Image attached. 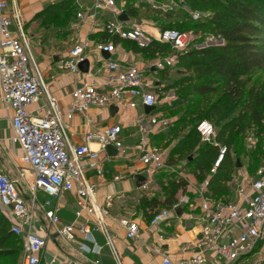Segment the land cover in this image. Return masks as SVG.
<instances>
[{
  "label": "built area",
  "instance_id": "obj_1",
  "mask_svg": "<svg viewBox=\"0 0 264 264\" xmlns=\"http://www.w3.org/2000/svg\"><path fill=\"white\" fill-rule=\"evenodd\" d=\"M130 4L153 10L167 9L160 5L159 0H94L93 22L99 10H117L120 6ZM8 10L7 1L0 0V105L13 112L11 141L22 151L19 172L30 192V199L24 197L16 181L0 171V208L11 224L12 234L22 242V264H40L47 246L48 237L33 230L34 223L37 222V207L41 208L45 220L51 226L60 227V236L70 243H77L75 223L62 225L60 207L53 203L66 192H74L76 195L75 217L76 220L83 221L79 231L94 245L93 249L81 245V250L100 253V247L92 236V232L97 231L104 235L107 245L118 258L110 229L111 222L115 220L111 213L114 196H106L101 203L98 197L99 185L94 178L105 177V160L110 157L103 158L102 153L107 147L112 146L119 151V155H126L121 138L123 129L121 126H113L103 131L86 133L84 143L77 145L70 135V122L76 115L87 117L92 108L128 106L135 109L140 104L144 107H157L154 82L135 66L124 67L109 59L106 64L108 90H103L95 83L81 84L72 90L71 103L62 108L45 83L20 12L15 9L13 15H10ZM190 15L194 21L209 17L198 11L190 12ZM77 17L80 20L85 18L83 13H78ZM14 25L15 31L12 30ZM104 32L109 37L135 43L141 51L154 48L155 44L166 47L156 51L151 61L150 67L155 70L175 65L178 55L200 38L197 32L178 29H160L157 34L152 35L141 24L126 28L119 21L108 22ZM207 38L222 39L221 35H209ZM87 46L85 43H76L63 60V68L79 76V66L86 60ZM97 48L102 52L115 51L113 42L108 45L100 44ZM42 97H46L48 108L41 116L35 117L29 111V106L39 102ZM139 124L149 135H158L169 127V122L161 120L157 114L140 119ZM197 134L201 144L218 152L210 173L215 175L225 163L230 150L220 142L215 125L208 120L198 124ZM92 143H97L99 149H93ZM174 145L175 142L164 150L144 146H138L135 150L146 167L154 172L168 171L185 184V193L170 208L155 213L149 220L150 226H161L184 206L195 207L196 203L192 201L191 195L199 201L203 223L193 245L195 253L177 264H262L264 259L251 261V258L259 243L264 240V164L259 167L253 179L243 177L240 180L237 175L231 180L235 200L217 199L210 191L211 177L205 178L198 185L190 180L192 174L187 169V164L170 163ZM147 178L150 179L151 176L148 175ZM122 179V176L113 178L114 181ZM140 188L145 190L148 186L142 184ZM38 193L48 197L42 204L38 201ZM116 222L129 240L140 238L141 226L135 213L120 216ZM164 264L174 263L164 255Z\"/></svg>",
  "mask_w": 264,
  "mask_h": 264
},
{
  "label": "crops",
  "instance_id": "obj_2",
  "mask_svg": "<svg viewBox=\"0 0 264 264\" xmlns=\"http://www.w3.org/2000/svg\"><path fill=\"white\" fill-rule=\"evenodd\" d=\"M9 7V14L13 15L14 10L20 12L25 30L29 35L33 54L38 62L46 85L52 96H54L62 108H66L71 103L72 90L81 84L95 83L103 90L107 91L108 71L106 64L109 59L118 62L124 67L135 66L144 71L146 76L154 82V69L150 67L151 75H148V63L152 61L147 58L130 41H124L117 37H109L104 32V27L108 22H121L126 28H131L134 24H141L152 35L157 34L161 29L154 22V10L146 6L127 5L118 7L117 10L103 9L98 11L95 22L92 19V9L94 0H74L77 5L75 20L77 24H72L71 29L76 37L77 43L87 44L85 50L88 65L80 70L79 76L70 73L63 68L71 45L63 46L59 40L62 32L67 30L55 27L44 22L43 16H38L46 11L51 5L58 4L66 0H6ZM83 13L85 18L78 19L77 14ZM47 18V17H46ZM46 25V26H45ZM46 27V28H45ZM53 27V28H51ZM51 28V29H50ZM43 29L44 31H41ZM16 30V26L12 27ZM70 33V36H74ZM66 41V40H63ZM74 43V40L72 41ZM114 43L115 51L112 53L98 50V45H108ZM151 59V60H150ZM151 66V65H150ZM48 108L46 97H42L37 103L29 106V111L35 117L43 114ZM157 107L147 113L146 107L138 105L135 109L130 107H110L106 109L92 108L88 116L76 115L70 122V135L77 145L84 143V136L89 132L103 131L108 127L121 126L123 131L121 138L126 148V155H119V151L112 148L109 153L107 149L102 153V157H110L105 160L106 174L104 178L95 177L94 181L99 185L98 197L102 203L108 195L114 196V205L111 213L114 221L110 224L111 232L114 236L115 250L118 258L113 254L112 249L107 245L104 235L93 231L92 236L100 247V253L81 250V245H86L93 249V243L85 238L79 231L82 220H76V195L74 192H66L59 200H54V204L60 207V218L62 225L75 223V236L77 243H70L59 235L60 227L51 226L45 220L40 207L36 209L37 222L34 223V231L48 237L47 246L42 253L40 264H164V255H167L174 264L183 259H189L195 253L194 244L199 237L203 223L202 213L199 209V201L194 199L195 207H182L172 214L170 220L159 227H152L149 224L151 217L162 209L170 208L177 199L185 193V184L168 171L161 170L154 172L146 167L139 159L136 147L155 148L153 145V135L147 134L139 121L142 118L154 115ZM13 112L4 105H0V141L6 144L7 151L1 153L0 171L6 173L11 179L16 181L21 187V192L26 199H30V192L20 177L22 151L18 145L12 143L13 135L11 116ZM147 120V119H146ZM145 120V125L147 121ZM128 134L127 136H124ZM155 136V135H154ZM131 140L129 147L125 142ZM155 141V140H154ZM173 141L171 144H174ZM93 149H99L97 143H92ZM178 158V157H175ZM176 159H173L175 161ZM148 175L151 176L148 179ZM122 176L121 181H114L113 178ZM239 176V175H238ZM194 174L190 180L194 181ZM176 183L180 187L174 198H170L172 185ZM142 184H147V189H141ZM234 192V191H233ZM42 204L48 197L43 193ZM236 195L230 200H235ZM136 215L140 223L141 234L136 240H129L122 230L117 218L128 214ZM264 259V240L257 246L256 253L251 261ZM264 264V262L262 263Z\"/></svg>",
  "mask_w": 264,
  "mask_h": 264
},
{
  "label": "trees",
  "instance_id": "obj_3",
  "mask_svg": "<svg viewBox=\"0 0 264 264\" xmlns=\"http://www.w3.org/2000/svg\"><path fill=\"white\" fill-rule=\"evenodd\" d=\"M187 9H207L213 12L212 16L201 21H194L186 13L180 16L183 19H189V24L170 22L171 14L165 15V21L159 17L157 20L165 23L167 26H161V29H178L181 31H194L207 33L209 35H221L223 44L221 46L187 53L182 58H192L194 56L202 57V61H195L198 71L197 80L211 77L208 83L194 87V95L204 96L210 94L212 97L223 93L216 101H205L197 103L195 106L200 111L203 119L199 120L196 127L191 131L184 128L180 141L177 142L176 150L171 158L188 157L196 149L199 150L198 157L189 163V167H194L195 171L207 170L211 167V158L215 151L214 148L205 145L199 146L200 139L197 134V126L203 121L210 119L220 126L221 137L228 134L225 141L227 145L233 146L236 157H241L245 151L244 134L256 126L264 130V0H187ZM77 9L74 0L62 1L51 5L46 11L38 16L50 18L49 24L58 28H64L68 22V15ZM64 10L66 15H60L56 12ZM162 23V24H163ZM166 47L155 44L154 48L141 51L147 58H154L156 51ZM163 50V49H162ZM263 76L255 85L248 89V85L254 84L253 80L258 75ZM249 90V91H247ZM191 113L189 116H194ZM179 129H173L174 131ZM257 132V131H256ZM178 132L173 134L177 136ZM155 135L154 140L167 138L164 133ZM197 135V136H195ZM259 137V135H257ZM175 141V140H174ZM264 141V138H263ZM173 142V141H172ZM251 152V158L256 160L264 158V150ZM246 156V155H245ZM238 157V158H239ZM254 159V161H256ZM228 167H233L232 162L226 163ZM193 170V168H192ZM210 170V169H209ZM197 175V174H196ZM205 180V176H199ZM182 185L174 183L171 187V197L174 198ZM216 190H220L217 192ZM215 192L220 194L227 193L225 187L216 188ZM174 204V203H173ZM172 204V205H173ZM171 205V206H172ZM15 239L21 241L11 232V224L7 218L0 214V249L6 244L15 243ZM22 243V242H21ZM23 246V245H22Z\"/></svg>",
  "mask_w": 264,
  "mask_h": 264
},
{
  "label": "rangeland",
  "instance_id": "obj_4",
  "mask_svg": "<svg viewBox=\"0 0 264 264\" xmlns=\"http://www.w3.org/2000/svg\"><path fill=\"white\" fill-rule=\"evenodd\" d=\"M159 2H160V5H164L165 7H167L166 11L154 9V22H156L159 26L160 25L167 26L165 23L157 20L159 17H161L165 21L164 17L167 14H171L173 16L172 19L166 22L168 24L172 21L173 23H180V24H183L184 26L189 24L190 18L187 20V19H183L182 17H180V16L185 15L184 9L186 13H188L189 17L191 16L190 12H195V11L200 12L203 16L206 15L210 17L213 14L211 10H207L204 8L194 9V10L190 8L187 9V7H185L186 4L188 5L187 0H159ZM56 13L60 15L68 14L64 10L58 11ZM76 13L77 11L75 10L73 13L68 15L67 25L64 28H62V30L65 31L67 29H71V31H73L72 29L73 26L72 27L70 26L73 23L77 24L75 20ZM53 17L54 16L52 15L50 16V18H53ZM50 18H44L45 19L44 22L45 21L48 22ZM40 30L41 31L39 32L44 31L43 29H40ZM73 32L75 33V31ZM70 33L73 34L72 32ZM70 33L69 31L67 33L62 32V34L60 35L59 40L63 42L62 43L63 46L64 45L67 46L71 44L72 46L76 45L77 43L76 37L74 34H73L74 36L71 37ZM197 33L199 34L200 38L197 40V42L192 44L186 51L178 55L177 62L175 63V65H173L172 67H163L162 69H156V70L154 69L153 79H154V85L156 88L157 98H158L157 110L154 112L155 114L158 115V117L161 120L168 121L169 127L163 131L164 135L167 136V138L164 137L161 140H155V141L153 139L152 141H153V145L155 142V145H156L155 148L159 150H164L165 148L170 147L172 141L175 140V145L171 151V157H172V153L176 150L175 148H176L177 142L180 141L181 139L182 130L186 128V130L188 129V131H191L193 127H196L197 122L203 119V116H201L200 111H198V109L195 107L197 103L205 102L208 100L216 101L221 96V94L223 93L222 91L224 89L222 88L220 90V94H219L220 96L215 95L212 97L210 94H206L204 96L194 95V87L197 85L204 84V83L209 84L208 81L211 79V77H206L199 81L197 80L198 71L196 70V65H194V63L195 61H202L203 59L202 57L194 56L192 58H182V56L186 55L187 53H193L195 51H201L204 49H212V48L221 46L223 44V42L221 41L222 39L209 40L207 38L209 34L201 33V32H197ZM63 40H66V41H63ZM73 40H74V43L72 42ZM166 53H170V51H166ZM148 65L149 66H148V69H146V71L148 75H151V71H150L151 61L148 63ZM261 76H262L261 74H258L253 80L254 84L248 85V89H250L252 85H255ZM261 80H263V76ZM191 113H196V115L189 116ZM205 119L210 121V119L208 118H205ZM210 122L215 125L219 133L220 142L223 145H226L228 149L230 150L227 156V159L225 163L223 164V166L221 167V169H219L215 175L210 174L212 167L215 163V160L217 158V154H218L216 149H214L215 153L213 157L210 159L211 167L208 168L207 170H201V173L199 171L198 172L195 171L194 168L195 166H197L196 163L194 164L195 165L194 167H189V163L193 161L194 158L198 157L200 153L198 149H196L193 153H190L188 157L171 158L170 163L172 165H178L181 163L187 164V169L189 170L190 174H194L195 179L193 180L198 185L202 183L201 177H198V175L205 176V178L211 177V187H210L211 194L216 196L217 199L230 200L234 193L231 180L234 177H237V175H239L240 180H242L243 177H250L253 179L256 177L259 167H261L264 164V158L263 159L259 158V160H256L255 157H258L256 155L254 157L256 161H254V159L251 158L249 155L253 151L259 152L258 150H264V141H263L264 130L256 126H253L254 128L252 130H249L243 133L244 134V144L243 145H244L245 151L242 153L241 157L238 156L239 157L238 158L235 155V152L233 149L234 147L227 145L225 142L228 138V134L225 135L224 137H221V130H220L221 127L217 126L215 122L213 121H210ZM173 129H179L177 131L176 130L174 131V132H178L177 136L173 134L174 132L172 133ZM127 135L128 134H125L124 136H127ZM158 135H161V134H158ZM257 135H259V137ZM131 143L132 141L128 140L125 142V146L129 147ZM199 146H205V145L201 144L200 142ZM7 149L8 147L6 146V144L0 141V152L4 153L5 151H7ZM0 158H1V154H0ZM173 159H176V160L173 161ZM230 161L232 162L233 167H228L226 165V163H229ZM220 187H225V191L227 193L220 194L218 196L217 192H219L220 190H216V188H220ZM215 190L217 192H215ZM26 195H28L27 192L25 194V197ZM38 197H39L40 202H42L43 196L39 194ZM0 214L4 215L1 208H0ZM15 241H16L15 243L6 244L3 248L0 249V264H22L23 263L22 243L21 241L19 242L17 239H15Z\"/></svg>",
  "mask_w": 264,
  "mask_h": 264
},
{
  "label": "water",
  "instance_id": "obj_5",
  "mask_svg": "<svg viewBox=\"0 0 264 264\" xmlns=\"http://www.w3.org/2000/svg\"><path fill=\"white\" fill-rule=\"evenodd\" d=\"M88 65V62L85 60L84 62H82L79 66L80 70L84 69V67H86ZM147 109V113H150L151 111H153L155 109V107H146ZM112 150V148L107 147V151L110 153Z\"/></svg>",
  "mask_w": 264,
  "mask_h": 264
}]
</instances>
